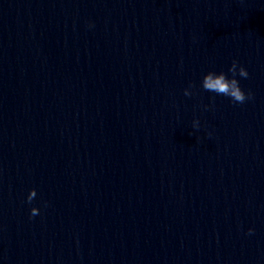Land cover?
Instances as JSON below:
<instances>
[{"label":"water","instance_id":"obj_1","mask_svg":"<svg viewBox=\"0 0 264 264\" xmlns=\"http://www.w3.org/2000/svg\"><path fill=\"white\" fill-rule=\"evenodd\" d=\"M263 50L264 0H0V264H198L245 104L201 81Z\"/></svg>","mask_w":264,"mask_h":264},{"label":"clouds","instance_id":"obj_2","mask_svg":"<svg viewBox=\"0 0 264 264\" xmlns=\"http://www.w3.org/2000/svg\"><path fill=\"white\" fill-rule=\"evenodd\" d=\"M91 26V25H90ZM228 72L231 73V77H229L226 73L220 72L216 73L213 71H209L205 74L201 81V88L208 92H213L217 95L229 97L233 103L243 104L248 100L253 99V93L249 90L245 92L241 86L239 80L236 78L237 76L247 79L249 77L248 70L238 63V61H233L231 66L228 69ZM195 85L189 84V87L184 90V94L186 96H191ZM194 129H198L200 127L199 120H194L192 124ZM37 196L36 189H30L29 194L26 198L27 203L31 204L34 198ZM40 209L37 207H32L30 209V216L35 217L39 215ZM254 233V229L249 228L248 234L251 235Z\"/></svg>","mask_w":264,"mask_h":264}]
</instances>
